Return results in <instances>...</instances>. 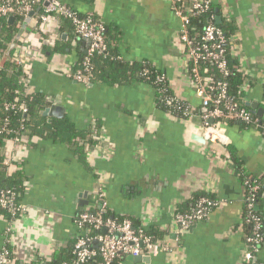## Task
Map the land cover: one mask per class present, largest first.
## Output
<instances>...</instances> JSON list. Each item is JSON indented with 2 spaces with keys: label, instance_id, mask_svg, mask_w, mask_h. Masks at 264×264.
I'll return each mask as SVG.
<instances>
[{
  "label": "crops",
  "instance_id": "0c3cea01",
  "mask_svg": "<svg viewBox=\"0 0 264 264\" xmlns=\"http://www.w3.org/2000/svg\"><path fill=\"white\" fill-rule=\"evenodd\" d=\"M62 2L81 17L93 14L104 25L111 56L149 65L165 76L176 98L192 110L200 108L178 43L181 21L167 0ZM211 2L229 29L230 58L243 75L240 101L255 115L258 110L264 115V0ZM33 27L30 22L20 34L27 35L33 57L27 69L28 90L44 95L50 103L45 109L56 105L63 112L61 118L47 117L44 109L39 133L23 136L20 146L13 142L5 146L7 154L17 153L8 173L17 172L21 178L25 190L21 202L29 212L14 221L0 217V250L11 240L13 257L21 263H31L34 257L45 263L55 260L81 235L75 218L98 207L102 187L109 210L165 233L162 241L173 249L152 255L147 262L124 264H242L248 234L246 183L258 186L256 211L263 217L264 237L260 129L234 121L223 129V144L202 141L200 118L182 120L165 112L150 84L96 81L88 86L69 78L89 43L61 28L60 21L52 20L46 31ZM59 36L68 49L43 56ZM64 122L84 138L96 127L89 147L98 148H89V153L83 148L84 157L83 150L57 128ZM197 194L211 195L221 205L204 221L180 230L173 215L186 213ZM257 260L264 263V240Z\"/></svg>",
  "mask_w": 264,
  "mask_h": 264
},
{
  "label": "built area",
  "instance_id": "2783aa9c",
  "mask_svg": "<svg viewBox=\"0 0 264 264\" xmlns=\"http://www.w3.org/2000/svg\"><path fill=\"white\" fill-rule=\"evenodd\" d=\"M171 5V10L181 21V28L178 34V43L181 48L183 60L185 63V72L188 76L189 84L200 100L201 119V137L209 144H223L224 121H240L243 124L259 128L264 139V118L257 124L253 120L249 111L243 108L238 101L229 94L228 85L224 81L215 80L214 76L208 74L205 64L210 62L214 69L222 76H229L227 46L230 38L216 24L208 22L198 40L189 34L190 18L206 14L210 11L211 0H167ZM180 2L181 6H177ZM190 4V6L188 5ZM41 10V14L35 16V8ZM30 13L33 16L30 22L34 23L33 28L37 31L49 30L52 20L60 21L56 16L66 19L73 27V34L81 39L89 40V48L82 59V68L76 72L67 74L72 80L89 85L92 76V60L97 57H107L108 45L105 38V27L97 20L93 14L79 16L76 12L67 7L62 0H0V16L13 17V14L22 16L25 20ZM227 18V16H225ZM30 22L27 24L30 25ZM230 47V45H229ZM231 48L229 55L231 56ZM32 55L27 45V35H20L12 53V60L27 76V69L32 62ZM165 76H157L154 80L156 84H165ZM178 100V99H177ZM180 101V100H179ZM174 100L167 98L165 105L171 106ZM186 115H191L190 106L187 105ZM5 111H16L26 114L24 105L15 106V104H5ZM212 121V123H210ZM1 132L8 133L9 130L1 129ZM20 139L9 140L16 146H20ZM6 143V144H7ZM223 146V145H222ZM87 147V152L89 153ZM97 145L90 149H97ZM5 151V148H4ZM6 154L4 162L5 168L9 171L12 165L17 161V153ZM248 187V184L246 183ZM258 186H249L245 196V215L244 220L249 226V234L246 237L247 251L244 254L242 264H264L257 260V255L263 244V220L257 214L256 197ZM98 197L102 201L101 211L106 208L104 203V190L99 188ZM221 202L216 198H200L194 210L189 213H175L173 215V224L180 230H185L191 225L204 221L210 212L220 207ZM0 209L5 210L12 217L11 220L19 219L29 212L28 207L21 201H17L15 194L11 190L0 189ZM48 218L52 217L49 212H44ZM98 212L96 214L82 212L75 218V224L79 229L85 225L91 226L94 230L105 232L95 234L94 236H78L73 244V259L62 262L61 264H89L94 260V264H112L114 260L120 257L152 256L160 253H173L172 248L163 241H154L148 236L144 229L135 230L129 220L116 222L114 220H104ZM9 233L10 229L6 230ZM11 240L5 241L0 250V264H17V260L12 254ZM31 263L46 264L39 258H32Z\"/></svg>",
  "mask_w": 264,
  "mask_h": 264
},
{
  "label": "trees",
  "instance_id": "16d2710c",
  "mask_svg": "<svg viewBox=\"0 0 264 264\" xmlns=\"http://www.w3.org/2000/svg\"><path fill=\"white\" fill-rule=\"evenodd\" d=\"M177 6H181L180 2H176ZM190 6V4H188ZM214 5H211V9L208 13L202 14L200 16H189L190 18V30L189 34L195 38V41L198 42L203 28L208 25V22L211 21L214 24L215 18L219 15V12ZM35 16L41 14V10L39 8H35ZM15 21L12 23L8 22V17L0 16V189L2 190H11L15 194V198L17 201H21L23 196L25 195L24 186L22 184L21 178L17 176V172L8 173V170L4 166V162L6 160V154L4 148L6 146L7 141L20 139L26 134H35L41 131L39 128L38 122L42 120L41 113L42 111L50 104L47 99H45L44 95L41 93L29 92L28 86L26 83L27 76L26 74L18 68L15 62L12 60V53L16 44L18 43V34L21 29V25L24 22L22 16L18 14H13ZM60 20L61 28L65 27L70 32H73V27L69 25L70 23L61 17L56 16ZM217 27L221 28L226 35L230 38L229 30L226 25L220 24ZM105 38L108 45L107 40V32L105 31ZM74 35V34H73ZM75 37V35H74ZM230 41L227 46V61L228 67L230 70V74L227 77L222 78L220 74L214 69V66L208 62L205 64V68L208 69V74L214 76L215 80L224 81L228 85V91L231 96H233L238 103L249 111L240 101V85L242 83V72L240 71L238 64L234 59L230 58L228 54L230 51ZM69 45L66 42H62L61 37L56 39V44L53 48L48 49L45 48V52L43 51V56H51L55 53H64L65 49H68ZM46 52L48 53L46 55ZM113 55L109 50L107 57L97 56L92 60V76L90 80V84H94L96 81L110 83V84H123L130 82H141L150 84L156 93L157 104L170 115L182 119L189 120L192 116L196 115L200 118L202 115L201 109L192 110L190 108L191 115H186L185 110L186 105L184 102L179 101L178 98L174 95L171 90L168 81L161 85L154 83V80L157 76L163 75L162 73L156 71L152 67L147 64L140 63H125L121 59L119 60L116 56ZM82 68V61L78 62V67L76 69L79 70ZM73 71V72H76ZM164 76V75H163ZM89 84V85H90ZM88 85V86H89ZM167 98H171L174 100L171 106H167L164 103V100ZM178 99V100H177ZM5 104H15V106L24 105L26 107V114H21L16 111H5L3 106ZM250 112V111H249ZM253 120L262 122L264 115L262 117H258L254 113L250 112ZM201 120V119H200ZM234 121H224L226 125L233 123ZM244 126H250L244 124ZM5 128L9 130L8 133L1 132V129ZM59 130H63L64 133H67L68 141L75 147L80 149L81 151L85 148L87 153V147H89L93 142L94 132L97 131V128H92L87 137L84 138L80 134L74 133L67 124L61 123L57 127ZM58 130V129H57ZM31 132V133H30ZM90 136V137H89ZM85 140V141H84ZM86 143V146L84 145ZM84 145V146H83ZM85 157V152H82ZM14 165V164H13ZM17 176V178H15ZM252 185L248 184V187ZM247 187V186H246ZM247 187V188H248ZM247 190V189H246ZM210 198L214 199L211 195L197 194L194 195L191 199V207L188 209L186 213L192 212L196 206L197 201L202 198ZM258 202V196L256 197V204ZM102 201H100L98 207L89 209L86 212L96 214L101 212V216L104 220H114L116 222H122L124 220H129L130 218L115 214L107 207L101 211ZM256 210V209H255ZM259 214L261 217L262 215ZM178 213H184L179 212ZM0 217L4 220L11 221V216L5 210L0 209ZM131 220V221H130ZM129 221L132 223V226L135 230L144 229V232L152 238L154 241H162L166 234L157 230L154 227L144 228L143 226L137 224V222L133 219ZM263 220V217H262ZM82 236H94L95 234H101V231L94 230L91 226L85 225L83 228L79 229ZM248 234H249V226H248ZM73 247L60 250L56 256L55 260H51L46 264H61L65 261H70L73 259ZM126 261V257L117 258L112 262V264H124ZM17 264H34V263H21L16 261ZM94 260H92L89 264H94Z\"/></svg>",
  "mask_w": 264,
  "mask_h": 264
},
{
  "label": "water",
  "instance_id": "95a60500",
  "mask_svg": "<svg viewBox=\"0 0 264 264\" xmlns=\"http://www.w3.org/2000/svg\"><path fill=\"white\" fill-rule=\"evenodd\" d=\"M33 16V13H30L28 15V17L24 20L23 24L21 25V29H20V32L18 34V37L19 35L23 32V30H25L27 24L30 22L31 18ZM15 18L14 17H9L8 18V22L9 23H12L14 22ZM214 24L216 25H220L221 24V20L219 17H216L215 18V21H214ZM88 43L89 40H86ZM250 107L252 109H256L255 108V105L253 104H250ZM63 112V108L59 107V106H56V105H51L49 108L45 109L44 111V116H47V117H55V118H61V113ZM256 115L258 117H262L263 116V111L261 110H258V112L256 113ZM210 123H212V121H210ZM202 139V138H201ZM202 141H204L202 139ZM102 232L104 233L105 232V229L102 230ZM149 257L148 256H137V257H132V256H127L126 257V260L129 261V262H133V263H139V262H147L149 261Z\"/></svg>",
  "mask_w": 264,
  "mask_h": 264
}]
</instances>
